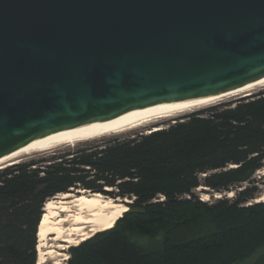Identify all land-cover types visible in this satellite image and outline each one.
<instances>
[{
    "label": "water",
    "instance_id": "1",
    "mask_svg": "<svg viewBox=\"0 0 264 264\" xmlns=\"http://www.w3.org/2000/svg\"><path fill=\"white\" fill-rule=\"evenodd\" d=\"M261 79L264 0H0V159Z\"/></svg>",
    "mask_w": 264,
    "mask_h": 264
},
{
    "label": "trees",
    "instance_id": "2",
    "mask_svg": "<svg viewBox=\"0 0 264 264\" xmlns=\"http://www.w3.org/2000/svg\"><path fill=\"white\" fill-rule=\"evenodd\" d=\"M263 167L264 88L148 134L42 151L0 168V264H37L44 205L71 190L131 201L64 264H239L264 251ZM200 187L240 189L208 202Z\"/></svg>",
    "mask_w": 264,
    "mask_h": 264
},
{
    "label": "bare ground",
    "instance_id": "3",
    "mask_svg": "<svg viewBox=\"0 0 264 264\" xmlns=\"http://www.w3.org/2000/svg\"><path fill=\"white\" fill-rule=\"evenodd\" d=\"M260 86H264V79L221 97L166 103L117 123L34 141L1 158L0 168L19 162L20 158L27 155L131 130L155 121L156 118L164 114L216 104L220 100L233 96H247L251 94L252 90ZM77 192L78 194L72 192L60 193L46 201L44 213L38 227L37 264H64L69 255L61 252L63 248L66 250L70 246L80 244L91 238L98 232L112 228L128 209L119 200L104 196L102 193H90L84 190H77ZM229 195L232 196L233 193L229 192ZM217 196L220 195L217 194ZM203 199L208 200L209 195L204 194ZM256 201H264V190L262 196L257 198ZM60 240L66 244L57 245L56 243Z\"/></svg>",
    "mask_w": 264,
    "mask_h": 264
},
{
    "label": "rangeland",
    "instance_id": "4",
    "mask_svg": "<svg viewBox=\"0 0 264 264\" xmlns=\"http://www.w3.org/2000/svg\"><path fill=\"white\" fill-rule=\"evenodd\" d=\"M264 86H260L254 90H252L251 94H255L257 93L260 89H263ZM239 97H243V96H233V97H229V98H225L223 100H220L219 102L217 103H221V102H229V101H232L236 98H239ZM207 106H201V107H198V108H193V109H190V110H187V111H181V112H174V113H168V114H164L163 116L159 117V118H156L155 121H152V122H149V123H146L145 125L143 126H139V127H136L132 130H127V131H124V132H119V133H115V134H109V135H106V136H102V137H99V138H95V139H91V140H87V141H82V142H79V143H84V142H93V141H103V140H106L108 138H112V137H115V136H129V135H135V134H141V133H144V134H148L152 131H154L156 128L157 130L158 129H161V128H165V127H168L169 125L173 124L176 120H181L183 119L186 115L194 112V111H197L199 109H202V108H205ZM78 144V143H76ZM59 148V147H58ZM56 149V148H55ZM51 150H54V149H51ZM51 150H47V151H51ZM47 151H43V152H47ZM42 152H39V153H34V154H31V155H27V156H24L22 158H20L19 161H22V160H27L31 157H34L36 156L37 154H40ZM12 165V164H11ZM264 168V167H263ZM263 168L261 170H259L256 174H255V178L260 180L261 182H264V171H263ZM260 189H261V195L260 197L262 196L263 194V190H264V184L261 183L259 185ZM240 188H236V189H233L231 190L230 192L233 193L232 196L229 195V192H224V193H221L219 194L220 196L218 197L216 193H212V191L208 190L207 188H204V187H201L200 189L198 188L196 190V195H198L200 198L203 199L204 197V194H208L209 195V199L208 200H205V201H208V202H212L213 200L217 199V198H220V197H228V198H232L234 195H235V192L236 190H238ZM70 192L74 193V194H78L77 190H71ZM104 196H108L106 194H103ZM109 197V196H108ZM259 198V197H258ZM116 200H119L122 204L124 205H127V202H130L131 200L130 199H122V198H115ZM204 200V199H203ZM39 227V225H38ZM38 234V232H37ZM37 241H38V236H37ZM70 248V247H69ZM69 248L67 250H69ZM261 252V251H260ZM38 254V252H37ZM259 254L256 253L254 254V256H252L250 259L244 261V262H241L239 264H250L251 261L255 258V256ZM70 256V255H69Z\"/></svg>",
    "mask_w": 264,
    "mask_h": 264
}]
</instances>
